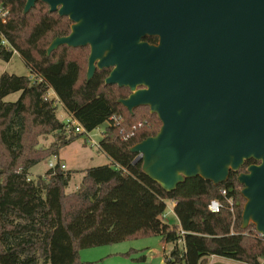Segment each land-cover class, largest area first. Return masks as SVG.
Returning <instances> with one entry per match:
<instances>
[{
    "label": "trees",
    "instance_id": "1",
    "mask_svg": "<svg viewBox=\"0 0 264 264\" xmlns=\"http://www.w3.org/2000/svg\"><path fill=\"white\" fill-rule=\"evenodd\" d=\"M23 6V0H0L5 10L0 60L7 62L16 52L29 71L0 73V264H93L81 262L79 250L148 236L173 244L164 255L167 264H201L211 255L261 264L264 236L252 224L241 228L244 198L236 178L255 161H245L217 186L195 177L164 191L142 172L141 161L134 162L136 154L129 150L156 134V115L147 107L131 114L119 104L129 90L105 84L108 69L96 70L86 81L88 47L59 46L47 55L50 41L68 34L70 21L49 12L41 1L25 15ZM49 90L84 132L108 123L98 148L110 163L86 169L72 192L66 191L70 174L59 165L44 177H29L32 166L58 156L82 134L56 117V99L48 97ZM16 92L15 101L4 100ZM47 134L54 140L39 146V137ZM211 199L220 201L219 212L208 210ZM167 200L174 202L178 224L162 217ZM131 259L144 262L145 256Z\"/></svg>",
    "mask_w": 264,
    "mask_h": 264
},
{
    "label": "water",
    "instance_id": "2",
    "mask_svg": "<svg viewBox=\"0 0 264 264\" xmlns=\"http://www.w3.org/2000/svg\"><path fill=\"white\" fill-rule=\"evenodd\" d=\"M23 1L24 15L41 1L70 21L47 55L88 47L86 81L110 69L104 83L130 91L117 102L156 115V134L129 150L164 191L217 186L255 161L236 177L241 228L264 236V0Z\"/></svg>",
    "mask_w": 264,
    "mask_h": 264
},
{
    "label": "rangeland",
    "instance_id": "3",
    "mask_svg": "<svg viewBox=\"0 0 264 264\" xmlns=\"http://www.w3.org/2000/svg\"><path fill=\"white\" fill-rule=\"evenodd\" d=\"M2 72L16 75H28L29 73L23 60L17 54H13L7 62L0 60V73ZM48 93H52L51 90H49ZM18 96V92L12 93L7 95L4 100L15 101ZM55 114L56 117L64 123L72 121L61 104L56 105ZM107 125V122L100 124L89 132L88 137L85 133H82L71 143L60 149L57 159L60 163H64L66 166L65 170L70 174V181L66 189L67 192L77 190L79 186L78 183L86 169L109 164L110 159L108 156L99 148L91 146L87 142L89 139H93L96 143H99ZM53 140V134L42 135L39 137V146L47 147ZM49 159H52V156L30 168L29 172L32 178H36L37 176L44 177V173L48 169L47 162ZM164 213V220L168 224H178L177 218L173 212L172 202L169 200L166 201ZM171 248L172 244L162 241L161 237L148 236L133 238L110 245L84 248L79 250V258L83 263L92 262L93 264H167L164 261V255H166ZM111 252L117 253H115V255H110ZM126 252H128L129 256L122 255ZM142 255L145 256L144 262H134L131 259ZM227 260L231 261V263L238 264L237 261ZM179 264L184 263L182 262ZM262 264H264V261Z\"/></svg>",
    "mask_w": 264,
    "mask_h": 264
},
{
    "label": "built area",
    "instance_id": "4",
    "mask_svg": "<svg viewBox=\"0 0 264 264\" xmlns=\"http://www.w3.org/2000/svg\"><path fill=\"white\" fill-rule=\"evenodd\" d=\"M0 19L2 21H4L5 19V10L0 7ZM1 44L5 45V41L2 40L1 41ZM112 120H114L115 122H117V118L116 117H111ZM73 131L75 133H85V135H89V132H84L83 128L79 125V124H76V125H73ZM91 146H94V147H97L99 146V143H96L95 140L93 139H89L87 141ZM55 162H54V161ZM57 165H59V168L60 169H63L65 170L66 166L64 165V163H60L57 159V156H52V159H49L48 162H47V167L48 169H54ZM221 194L222 195H225V191L224 190H221ZM173 202V201H172ZM227 202L229 203V205L231 206L232 203H231V199H227ZM207 208L209 211L213 212V213H217L219 212L220 208H221V203L218 199H211L207 205ZM162 217L164 218L165 217V213L162 215Z\"/></svg>",
    "mask_w": 264,
    "mask_h": 264
},
{
    "label": "crops",
    "instance_id": "5",
    "mask_svg": "<svg viewBox=\"0 0 264 264\" xmlns=\"http://www.w3.org/2000/svg\"><path fill=\"white\" fill-rule=\"evenodd\" d=\"M14 54H17L16 52L14 53ZM18 55V54H17ZM28 75H29V73H28ZM51 92L52 93H48V97L49 98H54V99H56V105H58V104H60L58 101H57V98H56V95L54 94V92L51 90ZM72 120V119H71ZM71 123L73 124V125H76L77 124V122L76 121H71ZM59 156V155H58ZM109 163H110V161H109ZM104 165V164H103ZM30 170V169H29ZM83 176V175H82ZM29 177L30 178H32L31 177V174H30V172H29ZM81 181V180H80ZM80 183V182H79ZM79 183H78V185H79ZM77 185V186H78ZM172 202V201H171ZM173 205H174V202H172V208H173ZM180 246H181V244H180ZM172 247H173V244H172ZM172 249V248H171ZM170 249V250H171ZM169 250V251H170ZM115 253H117V252H111L110 253V255H115ZM122 253V252H121ZM231 260V259H230ZM234 261V260H233ZM261 261V264L263 263V261H264V259H261L260 260ZM201 264H237V263H231V261H229V260H227V258L225 259V258H221V257H217V256H214V255H211V256H206V257H204L203 259H202V262H201ZM238 264H243V263H240V262H238Z\"/></svg>",
    "mask_w": 264,
    "mask_h": 264
},
{
    "label": "flooded vegetation",
    "instance_id": "6",
    "mask_svg": "<svg viewBox=\"0 0 264 264\" xmlns=\"http://www.w3.org/2000/svg\"><path fill=\"white\" fill-rule=\"evenodd\" d=\"M89 49V48H88ZM89 53V52H88ZM109 71H110V69H108ZM109 71H108V73H109ZM108 75V74H107ZM129 93H130V91H129Z\"/></svg>",
    "mask_w": 264,
    "mask_h": 264
}]
</instances>
